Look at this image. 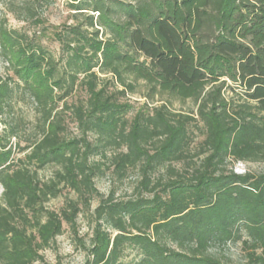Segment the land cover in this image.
<instances>
[{
	"label": "trees",
	"instance_id": "trees-1",
	"mask_svg": "<svg viewBox=\"0 0 264 264\" xmlns=\"http://www.w3.org/2000/svg\"><path fill=\"white\" fill-rule=\"evenodd\" d=\"M52 3L11 12L31 32L0 21V264H47L64 227L83 264H264V172L233 171L264 163V0H70L60 26L43 16ZM140 85L195 112L135 109ZM131 171L129 197H100L97 178ZM227 246L242 258L212 252Z\"/></svg>",
	"mask_w": 264,
	"mask_h": 264
},
{
	"label": "rangeland",
	"instance_id": "rangeland-1",
	"mask_svg": "<svg viewBox=\"0 0 264 264\" xmlns=\"http://www.w3.org/2000/svg\"><path fill=\"white\" fill-rule=\"evenodd\" d=\"M24 0H0V21H7V27L16 30L30 31L26 24L18 22L14 19L12 11H16L19 8L20 3ZM130 1V0H123ZM70 0H53V3L48 8H43V16L48 20V24L53 26H60L62 24H71L70 20L71 11L69 8ZM103 31H100V38ZM44 46L55 56H58V45L50 40H43ZM0 76L5 78V72L0 65ZM239 92V91H236ZM20 94V93H19ZM226 97H232V94L227 92ZM237 95V93H236ZM21 98V95L19 96ZM238 97V96H237ZM235 97V98H237ZM126 100L132 104L135 109H139L143 106L158 107L162 104H166L169 108L175 112L191 113L195 112V106L193 102L187 100L184 102L177 100L167 101L165 97L156 96L150 100L147 97V89L144 85H140L137 89V93L128 95ZM12 115L17 118H21L22 121L19 125L20 135L33 132L32 126L29 124L33 120V113L31 105L28 102H20L15 105ZM71 130L74 132V126L70 125ZM2 127L0 126V132ZM202 137L197 136L196 141L199 142ZM16 141L13 139L12 143ZM20 155H17V157ZM51 169H46L40 172L42 179L49 178L51 175ZM233 171L242 174L244 171H250L253 173L264 172V163L255 164H237L233 167ZM136 182V173L134 171L129 172L128 176L119 180L115 175L110 172H106L105 175L95 180L96 188L100 197L106 198L110 193L117 199H125L132 194V190ZM67 192H63V196ZM48 202L49 209L58 210L62 204L64 197ZM99 198L96 197L91 204L89 212H83L77 221L78 236L84 240H88L91 228L94 222L93 209L97 206ZM212 252L218 257L229 259L232 262H237L242 258V252L238 246H227L225 248H214ZM44 260L47 264H83L84 253L81 251L77 240L71 235L67 227H64V231L61 236L57 237L55 244L51 249H47L42 252Z\"/></svg>",
	"mask_w": 264,
	"mask_h": 264
}]
</instances>
